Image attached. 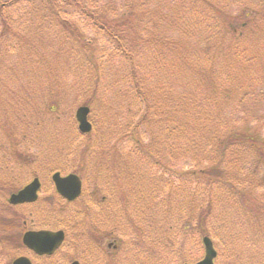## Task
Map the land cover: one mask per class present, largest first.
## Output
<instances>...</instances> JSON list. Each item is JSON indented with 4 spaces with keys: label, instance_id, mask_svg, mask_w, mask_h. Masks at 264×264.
<instances>
[{
    "label": "trees",
    "instance_id": "16d2710c",
    "mask_svg": "<svg viewBox=\"0 0 264 264\" xmlns=\"http://www.w3.org/2000/svg\"><path fill=\"white\" fill-rule=\"evenodd\" d=\"M96 2L0 0V74L18 73L7 81L1 78L4 73L0 76V171L29 169L37 153L40 117L25 119V92L52 96L54 102L39 104L52 119L70 94V101L89 106L91 112L100 110L104 74L122 67L126 75H115L120 86H113L120 107L112 124L117 127L115 142L130 139L132 149L126 151L128 159L119 149L108 155L117 171L132 160L129 170L144 168L149 175L143 180L139 172L142 182L133 175L136 185L126 190L134 202L155 204L147 207L155 208L151 215H160V239L168 255L182 260V247L171 238L186 234L213 236L231 255L237 250L235 239L251 246L258 241L264 250V149H255L264 148V136L255 126L264 111V58L240 47L250 15L257 19L259 13L231 18L215 0H125L127 7L106 3L103 9L94 7ZM262 5L264 0L257 7ZM90 28L97 41L87 37ZM42 31L52 39L45 49L39 47ZM209 31L216 34L210 37ZM27 60L34 66L24 65ZM240 73L247 80L235 78ZM56 133L57 142L67 143L63 132ZM78 134L89 135L71 127L70 135ZM99 145L89 144L93 151ZM90 148L82 150L84 158ZM177 164L183 169H176ZM138 184L140 190L148 189L146 201L143 191L134 189ZM0 196L6 201L4 189ZM79 209L70 210L71 221L91 216L89 207L84 213ZM239 217L242 225L236 233L228 232L232 219ZM249 220L257 222L250 232ZM150 252L154 254L152 247Z\"/></svg>",
    "mask_w": 264,
    "mask_h": 264
},
{
    "label": "rangeland",
    "instance_id": "374dc122",
    "mask_svg": "<svg viewBox=\"0 0 264 264\" xmlns=\"http://www.w3.org/2000/svg\"><path fill=\"white\" fill-rule=\"evenodd\" d=\"M97 1L98 2L94 3L93 6L96 8L100 7L101 9L105 8L106 3H111L108 6L113 8H119L122 7V5L125 7L126 4L124 3L125 0ZM215 1H217L215 2L216 4H219L223 7L220 8L221 11L230 13L231 18L233 16H238V19H240L245 17L243 16L245 13L250 14L253 12L255 13L256 11L259 13L257 14V19L253 14L250 15L249 18L251 19H249L248 26H246L244 29L245 36L240 41V47L248 49V52H251L253 56L261 55V59H263L264 42H262V39L264 37V6L262 5V7H257L261 0ZM255 7L256 9H261L254 10ZM123 11L124 10H122V12ZM109 12L113 13L112 10H109ZM260 18L262 19L260 20ZM209 34H211L210 37H212L216 33L209 31ZM86 35L92 40L94 39L97 41L98 39L96 31L92 28L87 30ZM42 37L43 39H40L39 47L41 49H45L48 46V43L52 42V39L45 31H42ZM50 58H52L51 55H49V59ZM237 62L239 64V60H237ZM23 64L26 66H34L33 63L30 64L29 60L23 62ZM255 66L258 68L256 63ZM259 66L261 67L262 63H260ZM113 69L114 70L110 71V73L106 72V74H104V77L107 79L102 82L100 88V92L103 95L101 99V107L100 110H95L90 113L89 120L93 124V128L89 135L85 137H82L79 134L70 135L71 127L76 128L77 125L74 121V114L75 109L79 106V101L76 103L70 101L71 94L68 97L64 96L62 98V104L60 105L61 111L58 114V117L54 116L53 119L49 116L47 117V115L42 112V108L39 107L41 101L54 102L55 99L52 96L41 97L40 95L37 96V93L34 92H32L31 95L29 91L23 94L25 99H28L26 100L27 117H25V119L33 120L36 119L37 116L40 117V126L37 128V137L35 139L37 153L33 158H30L32 162L30 165L31 167L26 169L23 173H19L17 171V167L0 171V180L4 181L3 184L0 185V189H4L5 194H9L12 192V190L18 188L21 184L30 180V178L33 176H41L44 181L42 190L40 192V199L42 203H33L14 208L9 206L2 196H0V264H10L11 260L19 255H29L28 251H25L24 248H20V239L24 231V221L26 222L25 227H27V229H35L44 222H47L50 218H54L56 221L49 224L50 226L54 227L62 226L64 221H70L71 223L69 228H67L68 232H70L68 241L65 246L54 256L55 258L52 264H70L71 260L74 258L78 259L80 264L179 263L177 261L180 258H175L168 255L169 252H165L164 246L161 243V226L159 220L160 215H151V213L153 214L155 208L148 210L150 207H147L148 205L155 206V204L149 203L148 205H142L138 200L134 202L131 199V195L127 193V187H130V185H136L132 184L133 175H135L134 179L136 181L139 180L140 177L141 182L142 172L143 180H145V178H147L149 175L145 170H143L144 168L139 170L141 173L135 170H129L128 166L131 165L132 160L128 166L125 162L124 169L117 171L114 169V164L111 160L113 158L108 155L111 151H116L119 149L122 151L124 158L128 159L130 158V155H127L126 151L132 147V141L130 139L115 142V140L118 138L116 133L117 127L113 125L112 122L114 121V110L117 109L118 106L120 107L118 104L120 97L118 89L113 88V86H120L117 83L118 80H115L116 76L124 79L126 74L124 68L122 67ZM142 71L145 70L139 69V74L145 76V74L141 73ZM3 73L4 77L1 78L6 79V81L10 77L13 76V78H15L18 75L17 72H15V75L10 74L9 76H7L5 72H2L1 74ZM1 74L0 76H2ZM69 75L71 74L67 73V76ZM242 76H244L245 80H247L245 73H240L239 75L235 76V78L238 77V79H240ZM9 83L14 84V80L10 81ZM258 88L262 89L261 87ZM58 91L63 95H67L63 89H58ZM25 99L23 100L25 101ZM21 113L24 115L23 111H21ZM259 116L261 118H259ZM257 117L259 119L255 122V126L261 132V136H264V111L259 112ZM30 127H32V125H30ZM57 130L60 133L63 132L64 137L62 140L67 143H60L59 141L57 142ZM70 136H74L75 139H73V141H76L72 142V138ZM144 137L147 139L146 136ZM68 141L72 142L71 152L67 150V147L69 146ZM90 143L98 145L100 143V145L93 151L92 147L90 148L89 146ZM84 148H90V150L87 151L85 158L84 155H82L84 152L82 150H84ZM255 149L264 148L255 145ZM55 167L63 169L64 173L66 171H72L76 169L83 171V176L86 179V185H84L85 193L82 195L79 203L76 204L74 202L73 204L69 205L65 202V205H63V203L56 198L54 195V188H52L53 186L51 185V181L49 179L50 174ZM175 167L176 169H183V165L180 164L175 165ZM7 175H9L10 178L4 179ZM116 175L118 177L122 176L123 179L120 180ZM241 175L244 176L245 171L242 172ZM19 183L21 184L19 185ZM140 185L141 184H138V186H136L134 189L139 188V191H143L142 199L145 200L146 194H148V189L142 188V190H140ZM126 193L127 195H125ZM254 193L257 194L255 190H253V194ZM126 197L130 198V200L127 202ZM54 198L57 199L55 203H53ZM102 198L104 200H102ZM80 203H82V206L84 207L87 205L92 207V216L89 215L88 220L85 217L82 218L81 215L78 220L71 221V219H66L69 216L70 209L76 205H79ZM50 204H52V206ZM47 205L49 207H46ZM61 206L64 209L60 211L59 208ZM82 206L80 208H82ZM221 207L227 208L226 203L222 202ZM213 211H215L216 214L218 213L217 208H213ZM102 213L103 215H101ZM144 213L146 215H144ZM99 214L101 216L99 219H97ZM62 219H64V221ZM242 221L243 220L241 217H239V220L233 218L229 224L230 226L228 232L237 231L239 225H242ZM250 221L251 220L245 222L247 223L246 225L249 232L250 230H253V226L257 223L255 221ZM236 223L238 224L235 227ZM92 225L98 226L105 232H109L110 230L114 229V233H112L111 236L119 239V247L116 252L110 253L108 252L109 250H107L105 253H102L101 250H95L93 242L90 243L86 240L85 230H90ZM206 228L209 229V225H207ZM190 229L192 230L191 226ZM161 235L163 236V234ZM211 237L214 240V237ZM105 239V243L108 241L110 242L111 240L107 238ZM171 239L176 242L177 247H182V251L184 252V257L182 256V260L185 261L190 258V261L194 262L202 258L204 251L201 244V236L198 237L197 235L186 234L182 238ZM177 239L181 242V244H179ZM235 242H237L238 245H236ZM232 243L237 246V250L235 251L233 249L234 245L231 243L228 244L229 247L233 249V255L226 254L224 252L226 248L223 249L221 245L218 243L216 244V249L224 257V262L223 259L219 257L216 258L215 264H225V259L229 260L227 264H264V250L259 249L261 246L260 244L258 245V241L252 242L253 246L249 245L248 241L247 245L243 244L240 242V239H235V241H232ZM150 247H152L154 254L150 252ZM136 256L137 259H135ZM57 259H59L58 262L55 261ZM35 261V264H47L49 262L47 259Z\"/></svg>",
    "mask_w": 264,
    "mask_h": 264
},
{
    "label": "water",
    "instance_id": "95a60500",
    "mask_svg": "<svg viewBox=\"0 0 264 264\" xmlns=\"http://www.w3.org/2000/svg\"><path fill=\"white\" fill-rule=\"evenodd\" d=\"M88 113L89 108L87 106H79L75 111L78 128L81 132H88L91 129V124L87 118ZM52 179L55 183L57 191L67 199H74L80 194L81 182L76 175L69 174L65 177H61L60 174L56 172L53 174ZM38 187V179H34L17 193L11 194L9 202L16 204L35 200L37 197L36 192ZM62 238L63 234L61 231H28L23 235V242L39 254L52 253V251L60 244ZM202 240L205 247V255L202 260L194 264H213V258L215 257L216 252L213 248L212 241L207 236L203 237ZM12 264H30V261L26 257H19L15 259ZM71 264L79 263L74 261Z\"/></svg>",
    "mask_w": 264,
    "mask_h": 264
},
{
    "label": "flooded vegetation",
    "instance_id": "af4514ba",
    "mask_svg": "<svg viewBox=\"0 0 264 264\" xmlns=\"http://www.w3.org/2000/svg\"><path fill=\"white\" fill-rule=\"evenodd\" d=\"M41 186L43 187V182H41ZM23 224L25 225V222H23ZM97 239H98V246L101 248V249H103L105 246H106V248L109 250V249H113V243H110V242H106L105 243V241H106V239L105 238H101L100 237V235L97 237ZM62 246V245H61ZM59 252V249L57 250V251H55V253H53V254H51V255H38V254H35L34 252H29V255H27V256H29V258H30V260H31V263L32 264H35L36 263V261L35 260H37V261H39L40 259H47V260H49L51 263L54 261V256L57 254ZM55 261H59V259H57V260H55ZM35 262V263H34Z\"/></svg>",
    "mask_w": 264,
    "mask_h": 264
}]
</instances>
